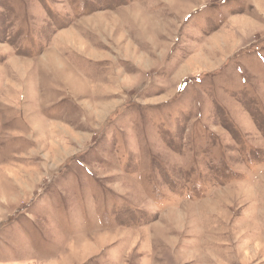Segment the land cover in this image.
<instances>
[{
	"label": "rangeland",
	"instance_id": "obj_1",
	"mask_svg": "<svg viewBox=\"0 0 264 264\" xmlns=\"http://www.w3.org/2000/svg\"><path fill=\"white\" fill-rule=\"evenodd\" d=\"M0 264H264V0H0Z\"/></svg>",
	"mask_w": 264,
	"mask_h": 264
}]
</instances>
